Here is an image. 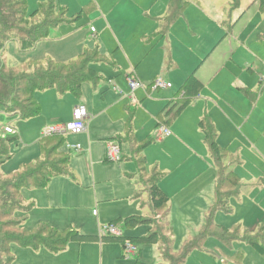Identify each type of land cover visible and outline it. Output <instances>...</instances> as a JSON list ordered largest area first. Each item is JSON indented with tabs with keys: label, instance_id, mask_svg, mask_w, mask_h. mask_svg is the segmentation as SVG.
Listing matches in <instances>:
<instances>
[{
	"label": "rangeland",
	"instance_id": "rangeland-1",
	"mask_svg": "<svg viewBox=\"0 0 264 264\" xmlns=\"http://www.w3.org/2000/svg\"><path fill=\"white\" fill-rule=\"evenodd\" d=\"M25 1L30 18L39 11L41 6H46L49 0ZM170 1L168 3L167 0H115L114 3H109L107 6L102 5L105 7L104 14L109 12L102 23L95 18L99 15L95 0H55L57 7L60 6L65 9L66 22L51 28L48 38L38 43L33 51L24 55L18 53L17 44H10L7 47V55L3 54L4 56H2L3 62H6L7 65L2 71L6 74L13 71L10 68L17 67L25 61L48 62L52 60L68 64L77 60L84 52H89L97 55L93 58L91 66L102 77V80L97 85L85 83L80 97L73 95L70 91L61 94L58 88L37 91L36 99L42 105L40 117L19 120L18 117L3 115L0 118V124L2 126L11 125L16 131L18 141L10 146L12 158L0 166L1 175L11 180L19 176L16 172L24 164L41 159L43 156L41 144L44 139L41 138L40 132L44 127L52 125V123H46L47 121L43 119V115L53 111L59 119L53 124H66L69 121L70 114H72L71 112H73L74 101L84 102L85 106L90 108L95 105L94 101H102L97 92L109 87L110 83H112V89L115 87L116 93L113 90H106L102 95L108 94L107 100L110 102L121 103L114 108L115 118L121 120L119 116L121 112L125 116L126 122L130 123L129 126L134 136L143 140L140 143L154 140L153 142L158 143V146L161 145L162 143L156 140V125H152L149 119L143 116L142 107L150 102H156L152 100L169 98L170 95H175L176 89L154 94L151 97L154 99L146 98L145 93L142 91L138 92L137 96L141 104L138 103L135 107L136 112H132V116H129L124 107L132 104L127 96L129 91L124 80V74L129 73L132 75L143 51L146 48L149 50L153 44H157V41L164 36L149 53V55L151 54L149 61L152 66H147L146 62L139 69L141 74L147 75L151 72L160 71L163 65L171 62V58L174 57L170 55L172 45L177 43L189 53L199 56L215 37H217L216 43H219L223 38L219 49L213 51V47L202 57V61L210 54L212 57L228 55L229 60L232 58L236 60L239 57L246 58L248 51L251 49L257 51L259 60L264 62V13L260 11L259 0H179L178 17L173 16ZM240 2L241 5L238 6ZM116 4L118 7L110 12ZM240 6L241 11L238 12ZM139 15H142V17H139ZM42 19V17L31 18L30 24L39 22ZM144 19L146 23L140 26V22ZM29 26L27 25V27ZM103 27H107L106 34H102ZM91 31L93 35H91ZM96 36L98 39H95ZM77 44H84L83 51L76 57L66 59L68 58V55H65L68 52L67 49L73 48ZM129 59L133 60V67L130 65ZM35 67V65L30 66L28 71H33ZM121 71L122 75L120 74ZM13 72L17 73V71ZM249 77H252V75L249 74ZM106 82H108L107 86L102 87V85H106L104 84ZM140 82L142 84L146 83L144 80ZM201 91H203V88ZM56 93L62 95V99L58 102L54 100ZM110 94H113V96ZM144 99L145 101L142 102ZM248 99L252 102V98L248 97ZM164 103L167 105L166 102ZM192 104L190 103L183 108L182 112L184 113ZM182 105L173 104L169 108H172V112L177 114ZM95 118L97 119L96 115L91 118V122ZM130 118L133 119L130 120ZM168 120L172 124L175 122L169 116ZM3 132L1 130L2 135L7 136ZM100 139L104 138L94 136L89 138L88 143H82L85 147L83 151L85 155L82 157L80 154L70 153L65 145L61 147V151L69 152L68 175L52 178L51 181L54 182V186L49 188V195L47 194L49 202L40 199L37 196L39 193L36 192L47 188L42 190L24 189L21 192L23 206H34L29 215L26 216L28 219L23 227L34 229L38 223H45L49 227L60 231V233L75 231L87 238L83 242L71 243L70 248L68 246V253L65 258L71 264H78L77 259L80 253H82L80 264H171V260H167L165 256V246L163 245V242L169 239L170 235L162 231L163 228L168 231L169 225L172 226L174 235L172 236L174 258L180 260V264H257V259H262L261 264H264V253L263 258H260L259 254L262 252L256 248V244L262 250L264 248L263 241L258 238V234L264 232V218L259 221L254 220L247 208L243 210V213L249 212V215L239 217L238 210L239 206H246L243 205V197L246 195L250 207L252 206L256 212H262L264 208V185L260 180L261 177L257 179L255 176L258 173L260 176L264 175V159H262V163L258 162L260 169H247L249 166L248 159L233 152L234 157L233 154L230 155L225 163L228 165L229 162H234L232 169L239 171L243 179L241 178L239 192H234L229 198L230 212L218 210L210 217L209 214H206L196 221H194L195 219L190 220L193 225L189 230L185 229V239H181L183 234L181 228H186V221L179 222L176 217L173 219L172 215L168 220L164 217L155 219L151 212L140 211L139 209V215L148 213L152 215V219L149 220L156 223L136 227L126 226L125 219L130 214L128 213L130 210L129 205H134L138 199L147 201L146 188L148 191L149 188L144 179L139 180L141 188H139L137 194L130 193L128 195V188L124 184V179L132 180L134 184L136 179L118 173L113 169L116 165L110 164L108 161L104 162V153L100 143H98ZM154 146L151 145L144 151ZM125 149L126 145H124ZM177 150L180 152V159L187 160V163H184L185 165L194 162L193 157H188L181 152V149L177 148ZM173 151L175 150L152 149L151 155L153 158H159L164 162L168 156H171ZM238 159L240 169H237L238 167L235 165ZM128 160L126 159V161ZM52 161L57 162V159L53 158ZM99 162L107 165L109 169H102ZM93 165L95 169H92ZM149 166L152 168L150 163L145 165V167ZM151 170L145 169L146 177L150 176ZM92 174H95L94 177L96 176L97 188L90 183L91 180L88 181L90 179L88 176ZM66 180L67 182H61ZM259 189L262 191L260 200L248 195L253 191L257 192ZM127 196L134 200L128 202L126 200ZM212 205L214 206L215 202ZM94 212H96V215H94ZM31 213L34 214V218L29 219V217H32L30 216ZM56 214L60 215L58 226L39 222L40 218L52 220ZM162 214L163 212H161ZM120 215L122 220L116 225L121 229L123 236L131 238L132 244L136 247L138 253L133 257L126 255L123 241L120 238L108 237L109 239H107L99 237L100 226L112 223ZM16 216L22 217L20 212ZM156 232L160 236L155 244L150 245L140 242L141 238ZM161 237L164 238L161 239ZM187 247H189L188 252H185ZM32 250L13 244L11 255L15 258L14 264H31L32 261L28 260L32 258L33 261H36V258H33L34 253L43 251V248L34 250V252ZM65 258L51 259L50 261L55 264L66 261Z\"/></svg>",
	"mask_w": 264,
	"mask_h": 264
},
{
	"label": "crops",
	"instance_id": "crops-1",
	"mask_svg": "<svg viewBox=\"0 0 264 264\" xmlns=\"http://www.w3.org/2000/svg\"><path fill=\"white\" fill-rule=\"evenodd\" d=\"M95 1L98 5L99 11V15H97L95 18L96 20L103 23L104 17L109 14V12L104 14L105 7L103 6H107L109 3H114L115 0ZM169 1L170 0H167L168 3ZM239 5H241V2L238 4V6ZM117 7L118 5L116 4L114 7H112V10L110 12H113V10ZM240 11L241 6L238 12ZM142 15H139V17H142ZM145 23L146 20L144 19L142 22H140L139 25L142 26ZM106 33L107 27H103L102 34ZM91 35H93V33ZM164 37L160 38L159 41H157V44ZM95 39H98V37L96 36ZM216 41L217 37H215L206 46L203 53L199 56L189 53L181 45L176 43L171 47L170 55L174 56L173 58H171V62L163 65L160 71H155L147 75H143L140 73L139 69L146 62L147 66H152L151 62L149 61L151 57V54L149 55V53L157 45L153 44L149 50L148 48H146L143 51L140 56V61L135 66V69H133V74H124V80L127 83V88L129 91L127 96L132 104L130 106L124 107V110L129 114V116H132V112L135 111V107L138 105V103L141 104L137 96L138 92L142 91L145 93L146 98H151L154 94H158L160 92H168L170 90L176 89L175 95H170L171 97L169 98L152 100L156 102H150L142 107L143 116H146L152 123V125H156V130L158 127L163 125L171 131L170 137L158 141L159 143H162L161 145L158 146V143L156 144L154 142L149 145L147 144L148 140L146 142L140 143V141L143 140L138 139L134 136L132 129L129 126L130 123L128 124V122H126L125 116L120 112L119 116L121 117V120L115 118L116 113L114 112V108L121 103H113V101L110 102L107 100L108 94L102 95L106 92V90H113V92L116 93L115 87L113 89L111 87L112 83L109 84V87H105L104 89L97 92V94L101 96L102 101H94L95 105L91 106L90 108L87 107L91 118L96 115L97 119L95 118V120L91 122L90 118V120L87 122L86 131L83 134L77 136L66 135L64 137L67 143L81 144L82 151H73L75 154H80L81 157L85 155V153H83L85 147L82 143H88L89 138L94 136L104 138L98 140V143H100L102 151L104 153V162H107L106 142L111 140L118 142L122 149V161H120L119 163H109L116 165V167L113 169H115V171H117L118 173H122V175L124 176L129 175V178L136 179L135 184L132 180L124 179V184L128 188V195L130 193L137 194V191L139 190V188H141V184L139 181L141 180L140 169H156L159 173H161V175H163L159 181V187L162 192L169 198L167 210L162 215H156V213L151 210L149 205L150 195L148 193V189L146 188L148 200L145 201L143 199H138L136 200L137 202L134 205H129L130 210L128 211V213L130 214H128L129 217L127 216L128 218L125 219L126 222L131 219H138L140 217L149 220L152 219V215H154L155 219H161L164 217L166 220H168V218H170L172 215L173 219L174 217H176L177 221L179 222L186 221V228H181V230L183 229L181 239H185V229L189 230L193 225L190 220L195 219L194 221H196L198 218H203L204 215H208L211 212L213 208L212 203L215 202L216 204L217 201L216 187L218 170L211 157L209 149L204 142V136L200 128V123L203 120H208L214 125V128L217 132V143L221 148L227 150L230 155H232L233 152H236L243 158H247L249 161V166L247 169H260L258 166V162L262 163V159H264V88L261 86V75L264 71V62L259 60V53L251 49L248 51V55L246 58L239 57L236 60H233V58L229 60L228 55L224 57H222V55L212 57L210 54L209 57L202 61V57H204L213 47V51L215 49H219L223 38L219 43H216ZM83 49L84 44H77V46L67 49L68 52L65 55H68V58L66 59H70L74 56L76 57L80 55ZM129 63L132 67L134 66L133 60L129 59ZM120 74L122 75V71L120 72ZM249 74L252 75V77H249ZM192 75H195L197 80L203 85V91H201L198 96L190 100V103H193L191 106H189L190 108H188L184 113L181 111L183 114L180 113L175 118L177 114L173 113L172 108L169 107L173 104H182V98L184 95L182 89L186 81ZM160 76L172 83L173 87L169 90L160 91L157 93H152L150 90L149 92H146V90L142 89L135 93V97L137 99L136 103H134L130 99V88L127 81L128 77H132L140 81L144 80L146 82L144 83L145 85H150L157 77ZM107 83L108 82L104 83L106 85H102V87L107 86ZM110 95L113 96V94ZM248 97L252 98V102L249 101ZM61 99L62 95L56 93L54 100L58 102ZM144 101L145 99L142 102ZM164 102H166L167 105ZM80 105L86 104L77 100L74 101V104L72 106L73 111ZM168 116L171 117V120L175 121L173 124L168 120ZM43 119L47 121L46 123H52V125H54L53 123H56L59 120L55 116V113L53 111L49 114L43 115ZM132 119L133 118H130V120ZM71 121L72 114H70V118L67 123H70ZM56 125L60 124L58 123ZM43 129H41V132ZM124 145H126L125 150ZM148 145L155 146L150 147L148 150L144 151L147 147H149ZM144 146L146 147L142 149ZM177 148L181 149V152L185 153L188 157H193L195 159L194 162L185 165L187 163V160H184L182 158L180 159V152L179 150H177ZM140 149H142L141 153L137 154ZM152 149H167L168 151H170V149H173L175 151H173L171 156H168L163 162L159 160V158H153V156L151 155ZM175 152H177L178 154ZM126 159L129 160L126 161ZM141 159L145 161V165L147 163L152 164V168H150V166L145 167V165L144 167H140L139 162ZM233 163L234 162H229L228 165H226V163L225 165L228 167V171L236 174L241 180L242 176L239 174L240 172L232 169L234 165ZM239 163L240 162L238 159V162L235 163V165L238 167L237 169H240V166H238ZM99 164L102 166V169H109L107 165L101 164V162H99ZM92 169H95L94 165ZM94 175L92 174L88 176L90 177L88 181L91 180L90 183L95 188H97L98 185L95 182L96 176L94 177ZM259 177H261L260 180L264 185V175L260 176V174L258 173L257 176H255V178L257 179ZM61 182H67V180ZM52 186H54L53 181L50 182L46 190L36 191L39 193L37 196L40 199L49 202L47 194L49 195L48 190ZM25 191L29 192L31 190ZM261 194L262 191L259 189L257 192L253 191L248 195H252L253 198H257L260 200L262 198ZM138 196L140 197L141 195L139 194ZM243 198V205L246 206H239V217L249 215V212L243 213V210L247 208L250 210V216H253L254 220L259 221L263 219L264 208L262 212H256L252 206L250 207L249 199L246 198V195ZM126 200L130 202L134 199H130L127 196ZM139 209L140 211H149L152 213V215L148 213L145 215H139ZM133 210L134 212H132ZM225 212H230V210H227ZM30 216L32 217H29V219L34 218V214L31 213ZM59 218L60 215L56 214L52 218V220L40 218L39 222H46L50 223L53 226H58L57 223H59ZM121 220L122 216L120 215V217L116 220H113L112 223H120ZM125 238L127 239L128 237ZM258 238H260V241H263L262 244L264 246V232L259 233ZM32 251L34 252V250ZM67 253L68 248L66 251L58 254L51 253L47 249L43 248V251H36V253H34L33 258H36V261H33L32 258L28 261H32L31 264H54L52 261H50L51 259L53 260L65 258ZM259 257L263 258V254L260 253ZM65 259L66 261L55 264H71V262H69L67 258ZM81 259L82 253H80V255L78 256V264H80ZM261 260L262 259H257V264H261Z\"/></svg>",
	"mask_w": 264,
	"mask_h": 264
},
{
	"label": "trees",
	"instance_id": "trees-1",
	"mask_svg": "<svg viewBox=\"0 0 264 264\" xmlns=\"http://www.w3.org/2000/svg\"><path fill=\"white\" fill-rule=\"evenodd\" d=\"M55 0H49L46 6H41L39 11L32 17L28 16V7L25 0H0V118L3 115L18 117L19 120H28L41 115V104L36 99V92L44 89L58 88L61 94L70 91L73 95L80 97L82 87L85 83L97 85L102 77L92 68L91 62L97 55L84 52L75 61L62 64L55 61H25L17 67L10 68L8 74L2 71L7 65L3 62V54L7 55V47L10 44H17L18 53L24 55L35 49L38 43L43 42L49 36L51 28L66 22V12L60 6L57 7ZM179 0H171L170 7L173 16L178 17ZM260 10L264 12V0H259ZM58 15V16H57ZM56 16V17H55ZM43 19L34 24H30V19ZM40 20V19H39ZM27 25H30L27 27ZM35 65L33 71H28L29 67ZM20 70V71H18ZM2 71V72H1ZM262 86V85H261ZM203 85L192 75L185 83L182 91V106L175 116L181 113L183 108L190 104V100L201 93ZM200 128L204 136L211 157L218 170L216 187L217 201L213 206L209 217L218 210H229V198L234 192L239 191L240 178L228 171L225 161L230 154L221 148L217 143V132L214 125L203 120ZM18 141L17 135L3 136L0 125V166L12 158L10 146ZM154 140H148L147 144H152ZM66 143L64 137H52L44 139L41 144L43 156L35 162L24 164L16 172L17 177L11 180L0 174V264H14L15 258L11 255V246L19 245L25 249L38 250L45 248L51 253H61L67 250L71 243H79L87 240L75 231L60 233L45 223H38L34 229L23 227L28 218L26 216L32 211L34 206L24 207L22 204V190L24 189H46L55 176H67L70 164L69 152L61 151ZM144 146L142 149H144ZM140 149L137 154H140ZM71 153V152H70ZM57 159L52 161V159ZM140 167H144L145 161L140 160ZM141 180L149 188L150 208L161 215L167 210L169 198L159 187V181L163 175L156 169L151 171L146 177L145 169H140ZM20 212L22 217L16 216ZM155 221L140 218L131 219L126 222V226L136 227L139 225L152 224ZM156 223V222H155ZM112 224H117L113 222ZM169 239L165 240V256L171 260V264H180V260H175L173 254V229L169 225ZM160 234L153 233L141 238L144 244H155ZM164 238V237H163ZM161 237V239H163ZM109 239V238H107ZM116 239V238H113ZM124 244L133 243L131 238H120ZM160 240V239H159ZM256 248L263 254V250L256 244ZM189 247L185 249L188 252Z\"/></svg>",
	"mask_w": 264,
	"mask_h": 264
},
{
	"label": "built area",
	"instance_id": "built-area-1",
	"mask_svg": "<svg viewBox=\"0 0 264 264\" xmlns=\"http://www.w3.org/2000/svg\"><path fill=\"white\" fill-rule=\"evenodd\" d=\"M130 88V99L136 103L137 99L135 93L139 90H149L152 93L160 91H166L173 87V84L165 80L163 77H157L150 85L142 84L139 80L132 77L127 79ZM261 85L264 88V71L261 75ZM91 115L85 105L76 107L72 113V121L67 124L52 125L44 128L41 132L42 139H48L52 137H65L66 135H81L86 131L87 122L90 120ZM1 130L4 131V135H16V131L11 125H1ZM171 131L165 127L160 126L156 130V140L161 141L164 138L170 137ZM65 147L69 152H80L82 151L81 144L65 143ZM122 149L118 142L111 140L106 142V160L110 163H119L122 161ZM96 215V212H94ZM100 238H123L121 229L115 224L102 225L99 229ZM126 255L128 257L135 256L138 251L132 243H126Z\"/></svg>",
	"mask_w": 264,
	"mask_h": 264
}]
</instances>
